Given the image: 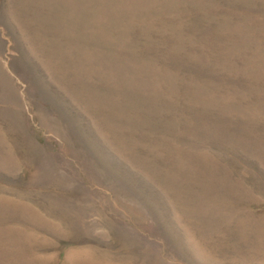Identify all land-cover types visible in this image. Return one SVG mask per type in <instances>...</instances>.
Segmentation results:
<instances>
[{
  "label": "rangeland",
  "instance_id": "374dc122",
  "mask_svg": "<svg viewBox=\"0 0 264 264\" xmlns=\"http://www.w3.org/2000/svg\"><path fill=\"white\" fill-rule=\"evenodd\" d=\"M0 264H264V0H0Z\"/></svg>",
  "mask_w": 264,
  "mask_h": 264
}]
</instances>
